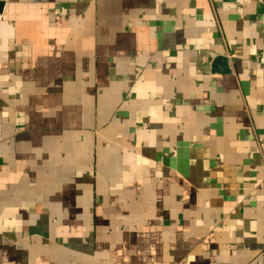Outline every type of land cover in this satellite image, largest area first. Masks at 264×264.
<instances>
[{"label":"crops","instance_id":"0c3cea01","mask_svg":"<svg viewBox=\"0 0 264 264\" xmlns=\"http://www.w3.org/2000/svg\"><path fill=\"white\" fill-rule=\"evenodd\" d=\"M0 4V264H264V0Z\"/></svg>","mask_w":264,"mask_h":264},{"label":"built area","instance_id":"2783aa9c","mask_svg":"<svg viewBox=\"0 0 264 264\" xmlns=\"http://www.w3.org/2000/svg\"><path fill=\"white\" fill-rule=\"evenodd\" d=\"M2 20V15H1V13H0V21Z\"/></svg>","mask_w":264,"mask_h":264},{"label":"water","instance_id":"95a60500","mask_svg":"<svg viewBox=\"0 0 264 264\" xmlns=\"http://www.w3.org/2000/svg\"><path fill=\"white\" fill-rule=\"evenodd\" d=\"M0 6H2V4H0Z\"/></svg>","mask_w":264,"mask_h":264}]
</instances>
